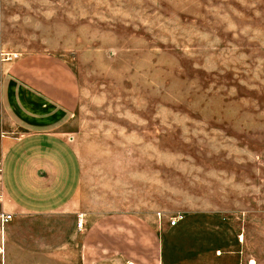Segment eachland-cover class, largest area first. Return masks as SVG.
I'll use <instances>...</instances> for the list:
<instances>
[{"label": "rangeland", "instance_id": "obj_1", "mask_svg": "<svg viewBox=\"0 0 264 264\" xmlns=\"http://www.w3.org/2000/svg\"><path fill=\"white\" fill-rule=\"evenodd\" d=\"M38 58L77 83L59 133L97 233L144 264H264V0H0V83Z\"/></svg>", "mask_w": 264, "mask_h": 264}, {"label": "crops", "instance_id": "obj_2", "mask_svg": "<svg viewBox=\"0 0 264 264\" xmlns=\"http://www.w3.org/2000/svg\"><path fill=\"white\" fill-rule=\"evenodd\" d=\"M77 89L68 66L40 58L0 83V264L152 262L141 249L152 244L109 239L76 210L81 160L59 132L71 124ZM3 213L13 219L3 223Z\"/></svg>", "mask_w": 264, "mask_h": 264}, {"label": "built area", "instance_id": "obj_3", "mask_svg": "<svg viewBox=\"0 0 264 264\" xmlns=\"http://www.w3.org/2000/svg\"><path fill=\"white\" fill-rule=\"evenodd\" d=\"M0 200H1V195H0ZM13 219V215L12 214H9V213H3L1 215V220L3 223H7L9 221H11ZM178 222V220L176 219H173L171 221V225H176ZM84 222L82 220L79 221V228H81L83 226Z\"/></svg>", "mask_w": 264, "mask_h": 264}]
</instances>
